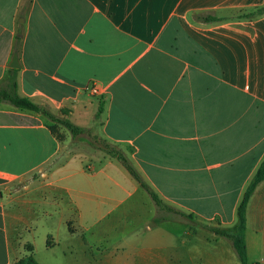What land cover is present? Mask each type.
<instances>
[{
    "label": "crops",
    "instance_id": "1",
    "mask_svg": "<svg viewBox=\"0 0 264 264\" xmlns=\"http://www.w3.org/2000/svg\"><path fill=\"white\" fill-rule=\"evenodd\" d=\"M11 79L19 95L129 147L170 210L118 159L1 102L0 264L26 245L39 264H241L195 218L233 228L264 160V0H0V89ZM245 238L249 264H264V182Z\"/></svg>",
    "mask_w": 264,
    "mask_h": 264
},
{
    "label": "trees",
    "instance_id": "2",
    "mask_svg": "<svg viewBox=\"0 0 264 264\" xmlns=\"http://www.w3.org/2000/svg\"><path fill=\"white\" fill-rule=\"evenodd\" d=\"M261 11L262 10L260 9L259 12ZM199 19L204 22H213L217 20V18H215L212 15H199ZM10 82H11L9 85L10 88L8 90L0 89V103L8 102L21 110H27V111L43 114L46 117H48L50 120H54L53 115H51L46 109L40 107L39 105L34 103L31 99L19 95L18 84L15 79H11ZM102 112H103V108L100 107L98 115H100ZM64 125L74 136H77L84 132L83 128L74 125L69 120L66 121ZM49 128L52 130L50 126ZM109 155H110V158H116L120 162L123 163V165L132 174V176L141 184L143 189L146 190L151 195L152 199L159 207L170 210L160 201L157 195L153 193L149 189V187H147V185L143 182L142 178L140 177L139 173L130 164L128 158L123 153L117 150L115 151L114 149H111L109 151ZM262 182H264V160L261 163L256 174L254 175L253 179L251 180L249 186L247 187L245 194L243 196V199L238 207L237 224L231 229H220V230L217 229L216 230V229L210 228V230L214 232L217 236L226 238L232 243V246L236 254L239 257L241 264H249L248 254H247V244H246V238H245V231H246V226H247V207L257 187ZM190 218L193 219V216H190ZM26 249H27V255L21 258L20 260H18L15 264H39L35 258L33 246L26 245Z\"/></svg>",
    "mask_w": 264,
    "mask_h": 264
},
{
    "label": "rangeland",
    "instance_id": "3",
    "mask_svg": "<svg viewBox=\"0 0 264 264\" xmlns=\"http://www.w3.org/2000/svg\"><path fill=\"white\" fill-rule=\"evenodd\" d=\"M47 111L51 115H53V117H54V120H50L48 117H46L44 115L45 118L48 121V125L52 128V130H53V132L55 134L65 137L64 131L67 128L65 127L64 123L66 121H68V119H66L65 117H59V115H54L49 110H47ZM86 118H88V117H86ZM96 132H97L96 130L84 129L83 133H81V134H79L77 136L73 135V141L79 145L80 150H83L84 152H88L94 158H97L99 160H104L106 158H110L109 151L111 149H114L115 151L117 150V151L123 153L127 158L129 157V155L132 152V150L129 147L123 146V145L114 144V143L108 141L107 139L101 137ZM128 160H129V158H128ZM129 162L133 166V164L131 163L130 160H129ZM194 218L195 217H193V219ZM195 223H196V229L197 230L203 229V230L211 232L212 234H215V233L212 232L210 230V228L216 229V230L217 229H219V230L220 229H226V228H222L218 224V220L217 219H214L211 224H206V223L202 222V220H200L198 218H195ZM19 231H20L21 234H23L21 229Z\"/></svg>",
    "mask_w": 264,
    "mask_h": 264
},
{
    "label": "built area",
    "instance_id": "4",
    "mask_svg": "<svg viewBox=\"0 0 264 264\" xmlns=\"http://www.w3.org/2000/svg\"><path fill=\"white\" fill-rule=\"evenodd\" d=\"M87 90L89 91V93H91L93 96L94 95H99L100 94V91L97 87L95 86H92V87H89V89L87 88Z\"/></svg>",
    "mask_w": 264,
    "mask_h": 264
},
{
    "label": "water",
    "instance_id": "5",
    "mask_svg": "<svg viewBox=\"0 0 264 264\" xmlns=\"http://www.w3.org/2000/svg\"><path fill=\"white\" fill-rule=\"evenodd\" d=\"M11 67L12 68H19V64H18V54H15L14 55Z\"/></svg>",
    "mask_w": 264,
    "mask_h": 264
}]
</instances>
